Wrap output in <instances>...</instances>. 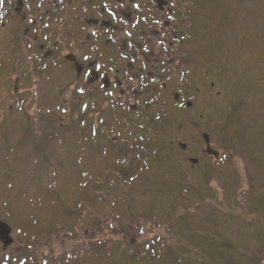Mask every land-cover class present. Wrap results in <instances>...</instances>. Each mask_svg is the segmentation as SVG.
Segmentation results:
<instances>
[{
    "label": "rangeland",
    "instance_id": "1",
    "mask_svg": "<svg viewBox=\"0 0 264 264\" xmlns=\"http://www.w3.org/2000/svg\"><path fill=\"white\" fill-rule=\"evenodd\" d=\"M188 7V32L181 35L188 43L176 47L190 63L174 62L178 69L172 68L169 84L171 91L187 90L192 106L184 105V112L166 107L155 132L146 118L140 128L131 124L112 132L103 125L109 115L103 98L83 91L85 83L62 56L29 57L26 19L15 16L8 28L0 27V126L12 120L6 129L18 152L12 175L1 177L0 201H9L4 207L14 215L7 221L15 242L7 250L0 244V264H189L161 249L169 225L181 249L186 242L206 249L199 235L222 231L238 264H251L242 249L264 247V0H189ZM27 10L20 14L28 16ZM67 18L53 21L52 39L70 40L67 32L77 29ZM18 78L26 86L19 91L25 94L20 106L15 96L9 99ZM151 109L158 114L161 107ZM202 132L210 134L219 158L204 152ZM179 141L188 144L186 151ZM5 143L0 141V173ZM191 157L199 163L193 165ZM206 181L218 199L228 204L238 196L242 210L257 217L229 218L215 227L204 202L186 222L175 219L173 208L191 204L183 187ZM5 182L13 184L8 193L2 192ZM182 191L183 199L170 203L169 193ZM78 201L90 208L81 221ZM218 251L213 264H226L227 248ZM259 261L264 264V253Z\"/></svg>",
    "mask_w": 264,
    "mask_h": 264
},
{
    "label": "flooded vegetation",
    "instance_id": "2",
    "mask_svg": "<svg viewBox=\"0 0 264 264\" xmlns=\"http://www.w3.org/2000/svg\"><path fill=\"white\" fill-rule=\"evenodd\" d=\"M176 2L177 0H6L8 8L3 15L5 22L2 25L6 26L7 20L11 21L15 16L26 19L24 41L29 57L32 53L36 58L41 57V60L49 56H62L75 72L77 64L79 65V73L76 72L78 80L85 82L96 93L106 92L110 95L107 99L109 105L115 101L122 108L129 106L136 110L137 106L133 101L145 79L142 72L146 68H161L162 62H167L168 65L172 62L170 57L163 55L165 52L170 56V51H165L166 46L160 43L161 38H167L161 34L163 29L160 27L170 25L167 17L171 18L175 13ZM22 10H27L28 16H22ZM67 17L75 22L77 30L67 32L66 36L70 39L67 42L52 39L51 35L56 31L53 21H65ZM155 26V29H149ZM20 40L24 43L23 37H19ZM152 73L153 71L148 70L147 75ZM27 74L25 76L29 81ZM21 86H25V83L18 78L11 88L13 95H9V99L25 96L24 92H19ZM10 126L12 120H4L0 126V141L6 142L2 144L6 150L1 160L4 167L2 165L0 186L1 177L5 179L8 172L12 175L16 167L18 152L15 147L10 146L14 135H9V129H6ZM6 168L9 170H5ZM4 185V193L13 186L12 182H5ZM1 197L0 192V199ZM8 202L0 201V216L4 212L5 217L11 219L14 217L13 213L9 207H4Z\"/></svg>",
    "mask_w": 264,
    "mask_h": 264
},
{
    "label": "trees",
    "instance_id": "3",
    "mask_svg": "<svg viewBox=\"0 0 264 264\" xmlns=\"http://www.w3.org/2000/svg\"><path fill=\"white\" fill-rule=\"evenodd\" d=\"M250 82V83H249ZM252 81H247L248 85H252ZM238 103V101L236 102ZM235 103V104H236ZM237 106H235L236 108ZM231 115V113H229ZM226 127V125H224ZM205 173L207 174L208 171L206 170ZM181 176V173L177 174ZM207 180V179H206ZM208 181V180H207ZM202 184L201 186H184L183 189L190 190L189 195V204L183 210L178 211L176 215H174L175 219H180L183 222H186L189 218V214L196 209L198 205L207 203L208 207L211 208L210 213L208 214L207 218L212 222V224L217 227L219 223L223 222L226 219H246L249 217L242 208L244 205L240 202L237 197H233L230 203H226L223 200L217 198V193L212 190V188L208 185V183ZM180 192L177 196H172L169 193L170 203L172 202L173 198H178L179 200L183 199V192ZM164 195H168V193H164ZM241 197V195H239ZM233 200V201H232ZM82 209H89V206L82 203ZM220 212L222 214H220ZM171 215L174 214V211L170 213ZM220 217V218H219ZM257 216L249 217L250 221ZM205 233V234H204ZM200 237L204 238L206 242H208V246L206 249H202L198 244H190L186 242L183 245V249L180 248L178 243H180V236L176 233L173 229L169 230V237L166 239L164 246L170 251L176 252L179 258L186 257L189 261V264H213L215 263L214 259H216L217 255L219 254L218 247L227 248V251H224L228 257L225 258L226 264H238L234 260V256L230 253V242L228 239L223 238V232L218 230H204ZM233 247V246H232ZM234 250V247H233ZM241 254L248 256L251 264H260L259 261V254L264 253V247H259L256 251H247L242 249Z\"/></svg>",
    "mask_w": 264,
    "mask_h": 264
},
{
    "label": "water",
    "instance_id": "4",
    "mask_svg": "<svg viewBox=\"0 0 264 264\" xmlns=\"http://www.w3.org/2000/svg\"><path fill=\"white\" fill-rule=\"evenodd\" d=\"M204 138H205L206 143H207V146H208L207 147V152L209 154H213L215 156H218L219 155L218 152L215 151V150H213L210 147V145H209V143H210V137L207 134H204ZM183 147H185V146L183 145ZM191 161L193 163H197L198 162L196 159H192ZM9 233H10V228L6 224L0 222V239H2L3 241H5V244L6 245H9V244L12 243V239L10 238Z\"/></svg>",
    "mask_w": 264,
    "mask_h": 264
}]
</instances>
